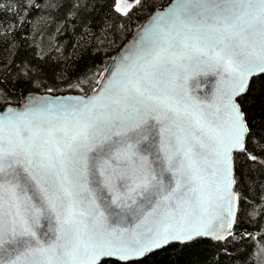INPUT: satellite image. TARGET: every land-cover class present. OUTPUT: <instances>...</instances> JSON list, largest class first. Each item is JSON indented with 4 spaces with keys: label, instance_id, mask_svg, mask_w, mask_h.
<instances>
[{
    "label": "snow or ice",
    "instance_id": "6c2138e0",
    "mask_svg": "<svg viewBox=\"0 0 264 264\" xmlns=\"http://www.w3.org/2000/svg\"><path fill=\"white\" fill-rule=\"evenodd\" d=\"M191 2L181 0L174 13L187 29L180 44L209 56L231 77L225 94L228 128H209L214 144L211 175L218 179L209 181L207 168L201 166V154L209 147L202 136L208 122L180 91L179 69L191 57L174 51L176 41L166 39L145 70L117 82L110 90V102L101 104L99 114L94 111L96 102L89 101L78 113L79 119L62 126L22 123L25 113L0 115V264H130L172 241L185 242L213 231L211 223L194 219L195 210L204 203L206 184H215L220 200L228 196L231 204L236 198L231 192V154L246 150L248 129L234 98L246 92L251 77L264 74V0H194L197 8L211 13L203 20L197 19L199 12L190 15ZM116 11H121L119 4ZM145 117L164 125L161 151L178 178L176 187L164 196L170 211L155 222V229L127 239L124 233L104 226V211L83 207L79 166H87L83 150L94 143L102 127L132 119L146 122ZM121 144L109 145L111 159L104 161L102 173L106 186L114 192V203L122 199V181H130L129 193L150 185L144 167L135 164V145ZM203 162L208 164L206 157ZM41 196L47 208L32 203H39ZM49 212L55 215L58 227L53 242L45 244L37 229L40 218ZM229 215L234 217L231 209Z\"/></svg>",
    "mask_w": 264,
    "mask_h": 264
},
{
    "label": "trees",
    "instance_id": "16d2710c",
    "mask_svg": "<svg viewBox=\"0 0 264 264\" xmlns=\"http://www.w3.org/2000/svg\"><path fill=\"white\" fill-rule=\"evenodd\" d=\"M169 1L137 0L121 13L116 0H0V109L33 93H91L120 47ZM237 103L248 133L246 150L232 154L230 234L172 243L130 264H264V74Z\"/></svg>",
    "mask_w": 264,
    "mask_h": 264
},
{
    "label": "water",
    "instance_id": "95a60500",
    "mask_svg": "<svg viewBox=\"0 0 264 264\" xmlns=\"http://www.w3.org/2000/svg\"><path fill=\"white\" fill-rule=\"evenodd\" d=\"M180 3L181 0H170L164 6L157 7L151 12L114 55L99 85L91 93L85 95L47 92L28 94L21 98L18 105H7L0 109V115H6L9 112L25 113L22 123L31 121L35 125L44 127L62 126L66 123L72 124L79 119L78 113L89 101L96 102L94 111L99 114L103 111L101 104L110 102V90L116 86L117 82L123 81L127 74L145 70L148 61L152 59V54L160 50V47L165 44V40L174 39L177 43L174 51L191 57L190 60L185 59L186 67L179 69L181 94L193 105V110L208 122V127L202 136L209 147L201 154V166L207 168L209 181L218 179L211 175L214 171L211 152L214 144L209 138L212 134L209 132V128L213 131H226L228 128L229 112L225 107V94L230 90L231 77L223 67L215 66L209 56L182 47L180 41L187 35V29L174 15L177 5ZM189 7L191 16H195L197 12L200 13L197 17L198 20H203L206 16L211 15V13H205L202 9L197 8L194 0L189 4ZM258 75L251 77L248 85ZM168 78L165 77V79ZM241 95L234 98L236 103ZM144 120L146 122L132 119L126 121L125 124L117 122L108 128L102 127L94 143L83 150V161H86L87 166L85 167L84 163L79 166L83 207L85 209L98 207L99 210L104 211L102 221L104 226L109 231L115 229L124 233L127 239H131L135 234L143 235L147 234L150 229H155V222L165 212L170 211L164 196L176 187L178 178L172 170H169L164 153L161 151L163 138L161 128L164 125L151 117H145ZM137 123H139V127H135ZM166 123L172 125L173 122L167 121ZM183 125L187 127L186 121L183 122ZM176 130L173 127V132ZM122 141L135 145L137 153L135 164L137 167L141 165L144 167L150 185L147 189L138 188L135 192L129 193L127 185L130 181H122L119 186L122 199L114 203V192L106 186L105 175L102 174L105 171L103 165L105 160L111 159L109 145L115 142L117 147H121ZM114 151L115 148L112 149V152ZM237 151L239 150L233 152ZM205 157L208 160L207 165L203 162ZM231 180L233 181L231 192L236 197L231 200V204L228 196H225L223 200L218 198L215 184H206L204 203L202 206L196 207L194 219L211 223L213 231L208 235L195 238L220 241L230 234L237 212L233 164ZM34 191L38 192L37 189ZM32 203H35L37 207L43 204L47 208V203L42 196L39 198V203L36 200H33ZM193 205L195 207V201H193ZM230 209L234 213V217L229 215ZM91 223L89 221L90 226ZM221 225L223 226L221 227ZM229 225L231 226L229 227ZM57 227L56 217L53 213L49 212L42 216L37 229L41 242L52 243L55 239L54 229ZM217 237L222 238L218 239ZM185 242L172 241L169 244Z\"/></svg>",
    "mask_w": 264,
    "mask_h": 264
},
{
    "label": "rangeland",
    "instance_id": "374dc122",
    "mask_svg": "<svg viewBox=\"0 0 264 264\" xmlns=\"http://www.w3.org/2000/svg\"><path fill=\"white\" fill-rule=\"evenodd\" d=\"M137 0H116V7L119 4L121 8V13H124L131 5H133Z\"/></svg>",
    "mask_w": 264,
    "mask_h": 264
}]
</instances>
